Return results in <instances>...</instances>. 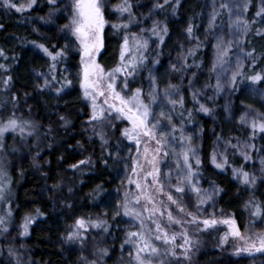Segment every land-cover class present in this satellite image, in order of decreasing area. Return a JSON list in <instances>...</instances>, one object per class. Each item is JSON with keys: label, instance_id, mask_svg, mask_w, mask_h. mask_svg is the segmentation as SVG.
Wrapping results in <instances>:
<instances>
[{"label": "trees", "instance_id": "obj_1", "mask_svg": "<svg viewBox=\"0 0 264 264\" xmlns=\"http://www.w3.org/2000/svg\"><path fill=\"white\" fill-rule=\"evenodd\" d=\"M69 1L57 0L59 9L50 17L49 23L40 19H49V11L53 6L48 5L47 0H37L34 8L24 13L0 7V52H3L0 55V65L4 66L0 68V126L10 117L16 118L18 122H31V128L25 130L23 138L17 133L7 134L0 140V167L6 171L8 185V194L3 201L9 202L8 212L4 213L5 224L2 226L7 231H0V264H85L82 256L87 261H97V264H134L129 255L133 251L131 246L124 245L122 249L121 245L126 232L137 230L139 225L123 215H120V219L109 221L101 212L110 193L122 192L123 185L118 183L117 178L122 167L111 154V148L119 141L117 133L106 140L107 143H103L101 136L90 127L88 120L91 115L81 100L54 102L44 88L24 84L20 76L21 55L30 47L43 44L52 52L63 48L66 38L59 29L67 21L65 6ZM145 1L129 0L135 21L129 24L128 33L138 34L141 28L150 29L154 21L160 22V28L169 29L175 14L182 6L190 12L191 25L197 27L206 0H195V3L179 0L178 4L176 0H169L168 3L165 0H155L149 5L146 14L142 15L140 10ZM261 1L249 0L248 9L244 13L249 30L243 38L242 48L244 53L252 54L248 56L254 65L252 69L242 70L243 75L237 80V93L250 80L248 77L258 73L264 62V29L258 28L251 21ZM14 2L21 3L26 0ZM119 3L121 0H104L108 23L104 31V50L99 63L105 68H114L118 64L125 35V30L114 29L112 25L129 22L127 13L121 16L113 11L114 6ZM157 4L162 7L155 8ZM149 35L156 39L150 33ZM205 47L206 44H200L195 49V55H189L183 63V67L185 64L190 67L182 68L185 76L176 85L179 94L184 96V108L176 107L174 116L182 121L180 114L183 112L185 119L182 122L200 126L197 155L202 163L197 169L195 160L190 159V162L197 172L202 189L216 188L220 191L216 194L213 216L209 215L208 206L200 204L197 207L199 201L194 193L193 196L186 195L187 205L180 204L184 208L180 216L181 224L169 226L160 218L159 222L168 235H177V245L184 243L181 233H186L189 240L194 242L186 245L192 249L188 253L190 260L181 257L177 262L172 257H167L166 264H249L248 258L225 254V249L219 245L221 232L217 225L204 229V225L200 223L203 219H219L231 214L240 230H244L252 222L258 226L264 224V181H257L255 186L248 188L232 178V168L243 167L246 170L250 164L239 154L234 155L236 150L230 146L226 153L229 165L223 171L216 169L211 163L210 157L220 131L217 118L219 109L213 103L212 97L208 104L212 110L210 114L196 111L198 108L188 88L190 70L200 60ZM38 50L40 51L39 48ZM45 60L46 63L58 64L59 69H56L55 76L61 79L63 77L59 73L60 67L74 64L77 55L62 57L55 62L45 56ZM146 62L149 63L147 55ZM141 66L137 65V71L132 76V86H141L142 70L145 68L142 66L140 69ZM5 80H8L7 85ZM212 91L211 88L210 93ZM186 109L192 110L191 121L186 119ZM61 117L64 119L61 120ZM28 131L32 135H26ZM230 144L236 145V140ZM252 153L253 158L254 151ZM81 160L88 163L80 164ZM73 165L78 167L73 168ZM250 200L260 205L258 216L251 215L254 209H246L245 205ZM2 209L4 212L3 207ZM37 209L41 215L29 225L28 235L21 237L20 232L14 230L15 226L22 223L26 215H35ZM9 211L11 215H8ZM187 213L195 216L196 222H191L192 217ZM77 218L104 219L108 223L109 233H103L102 229H89L85 234L87 238L83 247L79 243H64L60 247L55 240V232L58 230L54 226L59 225L60 219L62 230L67 235ZM133 221L136 228H128L127 225ZM159 247L162 249L161 244ZM100 248H107L109 255L101 257L98 252ZM10 250L13 255H9ZM175 251L180 255L182 249L177 247Z\"/></svg>", "mask_w": 264, "mask_h": 264}, {"label": "rangeland", "instance_id": "obj_2", "mask_svg": "<svg viewBox=\"0 0 264 264\" xmlns=\"http://www.w3.org/2000/svg\"><path fill=\"white\" fill-rule=\"evenodd\" d=\"M153 1L155 0L145 1L144 7L140 10L142 15L146 14L149 5H151ZM190 1L195 3V0H188V2ZM245 3L248 4L249 0H206L197 27L193 26V33L191 38H189V35L186 31L189 24H191V15L190 12L188 10H185L183 6L179 9L178 13L175 14L173 22L168 29V33L164 37L163 44H160L157 38H151L149 32L147 31H145L144 33H138V35H143L146 39H148L149 42L147 51L143 53L145 56L144 63L140 64L138 62V65L140 64L143 67L145 66L144 70H142L141 86H132V83L134 82L132 74L127 76L129 87L125 90V75L117 73L114 87L116 91L120 92L121 95L125 98L131 95L132 92H134L137 88H140L142 89V99L147 102V93L150 91L149 77L153 76L157 80L158 90L160 93L157 104L162 105L164 107V110L168 111L171 106L167 105V102L163 99V90L168 86L169 83L176 85V83H179L185 76V71L183 72L182 68L184 69L183 63L189 56V49H196L198 42L199 44H206L205 50L202 56H200V60L196 64H194L193 68L190 70V79L194 80L195 89L202 90L203 94L197 97L200 103H204L208 107L210 101L208 97H213L212 101L213 103L217 104V107L219 109L217 118L220 124V131L218 136L220 137V139L217 140L214 150L224 152L226 155L229 146L225 142L231 143V141L233 140H236V145H253L254 147H249L246 149L250 156L253 154V151L255 155L253 158L251 157V159L247 161L250 165L248 166L246 171H248L251 175L256 176L257 181H264V172L261 171L260 164L261 159H264V133H261L258 130L254 132L249 124H241L238 122L240 116L244 113H249V119L252 116H255L257 113H260L261 116L258 118L264 119V62L259 68L258 73H256V75L259 74L262 77L260 81L253 83L251 80H249L239 93H237L236 89L237 80L240 76L243 75L242 70L252 69V66L254 65L249 56L244 53L242 48L243 38L247 35L249 30V25L247 30H245L244 27V24L246 22L244 20L245 11L243 6ZM222 4L227 5L228 7L222 8ZM237 6H239V8H237ZM262 7H264V0L259 3L257 12ZM68 12H70V8L68 9ZM214 13L215 18L213 19ZM238 19L239 21H241V23H237ZM251 21L258 28L264 29V15L257 16L255 14L251 18ZM229 25H232V27L230 28ZM220 37H223V44L221 45V48L225 46L229 48L227 56L223 58V63L218 62V53L216 48L214 47ZM229 41L232 42L231 45L228 44ZM103 50L104 48L102 49L101 54ZM101 54L97 57L98 63ZM76 55L77 61L74 64L63 68L60 67L59 73L61 72L60 74H62L63 78L57 79L55 73L57 72L56 69L58 68V64L55 63L56 68L55 70H53L51 68L52 63H46L45 55L42 54L37 47H30L23 55H21L20 59L22 66H20V76L22 77L21 79L23 80L24 84L44 88L48 96L54 102L61 103L72 99L81 100L88 107L91 115V101L86 100L83 97V91L80 88L81 68L79 54L72 49L71 45H69L68 49L65 50V56L63 58ZM146 55L149 58L148 64L146 62ZM120 63L121 61L119 53V61L114 68H116ZM214 63H216L217 66L214 71H210ZM197 65H199V67H197ZM142 66L140 69L143 68ZM173 66H175L176 69L180 70L174 71ZM101 67L105 70L106 73L114 69L105 68L102 65ZM193 73L196 74L195 77H193ZM234 73H238L235 77V81L232 80ZM217 77H219L220 84L222 86V91L219 95L216 94L215 88L217 84ZM45 80H48L49 82L47 87H45ZM68 81H71V84H68ZM206 84L211 85V88L213 90L212 93H210V87H204ZM104 87L106 88L107 85L105 84ZM56 89L62 90L59 92V94H57ZM175 98L179 99V94ZM103 101L104 97L97 98V108L99 110L101 107H103L107 111V106L104 105ZM226 105L229 108L228 112L225 111ZM196 106L197 108L199 107L198 104H196ZM176 107H179V105H177ZM153 108L157 113L160 110L157 105H153ZM174 112H172V115L174 117L173 123L175 124L177 129H180L182 127L186 135H193L194 139L192 147L195 148L197 153L199 145L200 126L197 124H192L191 122H182L180 119L174 116ZM116 115L117 113L113 111L112 116L108 117L106 120L91 121L90 118L88 120L90 127H93L95 133L102 134L104 140L110 139L115 133H117V137L119 139L115 146L111 148V154L121 164L122 168L117 178L118 183L123 186L121 188V194H119L117 191L110 193V195L102 205V215L105 216L109 221L120 219V216H117L115 219H113V216L117 210V204L123 203V201L125 200L126 192L129 193L130 196L141 194V191L136 188V182H139L142 186H149L151 185L152 181L151 176H148L147 180L145 179L147 173L152 170V166L146 161L143 155V141H145L147 138H141L142 142L138 148L137 144L134 141H129L127 138L123 137L121 135L123 129L125 127H131V125L128 124L126 120L114 119L113 117H115ZM163 125L165 128H168L166 120L163 121ZM168 130L170 131V128H168ZM17 133H19L18 129L16 133L6 132L4 136L7 134L9 135ZM174 135L179 138L180 131H177ZM155 147V141H151L150 148L154 149ZM174 147L177 151L180 150L179 140L175 142ZM239 156L243 159L241 155ZM150 158L151 156H149V159ZM157 159L159 160L158 167L160 169V173L158 175L160 182L163 184V189L162 191L157 192L156 188L158 186L151 185L150 187H147V192L153 197L154 203L157 208V211L154 214L155 219L159 221L161 218L163 219V222L169 224L167 219L168 212H171L175 219L180 220L181 211L179 210L178 205L180 207L181 205H187L188 200L186 198V195L193 196L194 193H192L191 189L186 185L185 193L175 191V187L177 186V170L175 164L176 158L174 156L170 155L169 157L164 158L161 154ZM180 163L182 164L183 161L181 160ZM134 166L135 172L133 171ZM0 172L5 174L6 171L0 167ZM169 173L171 174L170 178L168 175ZM129 179H131L133 183L130 184L128 182ZM195 180H199L198 186L200 187V179L196 176L194 178V182ZM0 186H3L4 188L3 198L0 199V217H3L5 219L4 213L6 212L7 214L9 206L8 201H3L4 196L8 194V185L5 175L0 178ZM200 189L202 188L200 187ZM202 190H208V192L213 191V189L211 188ZM168 195H171L173 199L177 201V203L172 204L168 200ZM215 199L216 195H213L212 200L204 204L208 206V213L211 216H213V212L215 211ZM2 202H6V204L1 205ZM145 206L151 210L153 205L147 204L144 200L141 201L140 205H134V207H136L140 211H143V207ZM2 207L4 208V212ZM165 208L167 209V211H164ZM143 214L145 216L148 215V213ZM121 215H123L122 210ZM226 218H232L235 221L241 235L250 239L249 243L245 244L244 240H240L231 234L227 225L218 223L217 226L221 232L219 245L220 247L225 249V254L234 257L248 258L249 264H264V251H255L254 248L250 249L249 251H237V248H246L249 246V244L252 243V241H256L257 235L264 233V224L258 226L252 222L244 230H240L236 220L231 214L221 216V218L217 220ZM58 222L59 225L54 226L58 230L55 232V240L56 243L60 247H62L65 243L64 237H66V235L62 230L60 219L58 220ZM22 223L17 224L14 230L17 232H21L22 229L20 228V225ZM134 224L136 223L133 221V223L127 225V227L132 229L136 228L132 227V225ZM2 226L4 225H0V231H2ZM153 243L161 244L162 249L166 247L160 242L153 241ZM1 251L2 249L0 244V252Z\"/></svg>", "mask_w": 264, "mask_h": 264}, {"label": "snow or ice", "instance_id": "obj_3", "mask_svg": "<svg viewBox=\"0 0 264 264\" xmlns=\"http://www.w3.org/2000/svg\"><path fill=\"white\" fill-rule=\"evenodd\" d=\"M169 0H165V3H168ZM48 5L53 6L49 11V19H45L41 17L45 23L50 22V17L59 9V4L57 0H47ZM176 3H179V0H176ZM37 4V0H26V2L16 3L14 0H0V7H3L6 10H14L17 13H24L34 8ZM155 8H160L162 5H155ZM221 7H228L227 5H221ZM244 11H247L248 4H244ZM70 8V12L67 9ZM239 8V6H237ZM65 11L67 12V23L63 24L59 31L64 34L66 38V43L64 48L52 52L48 48H46L43 44H36L35 46L40 49L41 52L44 53L45 56L49 57L53 62L58 61L60 58L65 56V50L68 49L69 45H71L72 49L79 54L80 60V68H81V79H80V88L83 91V97L86 100L91 101L92 105V113L90 120L91 121H102L106 120L108 117L112 116V112L117 113L114 119H123L131 125V127H125L121 133V135L127 138L129 141H134L138 148L141 144V138L146 137L147 139L143 141L144 143V152L143 155L146 161L152 166V170L147 173L145 179L147 180L148 176L152 177L151 185H157V192L162 191L163 184L159 180L160 169L158 167L159 160L157 159L161 154L164 158L174 156L176 158V170H177V186L175 187L176 192L185 193L186 188L189 187L192 193H195L199 204L197 207L199 208L200 204H205L208 201L212 200L213 195L219 193L220 189L214 188L212 192H208V190L200 189L199 180H195L194 178L197 175V172L194 171L193 164L190 162V159L195 160V166L198 169L201 165V159L197 155L195 148L192 147L193 143V135H186L183 131V128L177 129L175 124L173 123V115L172 112L176 110V106L179 105L181 108H184V96L179 94V89L177 85L169 83L168 86L163 90V99L167 102V105H170L171 108L168 111L164 110L162 105H158L157 101L159 99L160 93L158 90L157 80L155 77L150 76V91L147 93L148 101L145 102L142 99V89L137 88L131 95L125 98L121 95L120 92L116 91L114 85L116 80V74L119 73L121 75H125L124 81V89H128L129 85L127 82V76L132 75L137 71L138 62L140 64L144 63L145 56L144 52L147 51L149 42L143 35H138L136 33H128L129 24L135 21V17L132 14V4L129 0H121V3L115 5L113 11L119 13L123 16L125 13L128 14V23L122 24H113L112 27L114 29H123L125 30V35L123 37V44L120 49V61L121 63L110 72H105V70L101 67V65L97 62V57L101 54L102 49L104 48V31L105 26L108 23L105 14V4L104 0H70V3L65 6ZM173 12H175V8H173ZM257 16L264 15V7H262L257 13ZM215 18V13L213 14V19ZM237 23H241L239 19ZM160 22L154 21L153 25L150 29L141 28V33L145 31L149 32L152 37H155L159 40L160 44L164 43V36L167 35L168 29L167 27L160 28ZM211 26V25H210ZM231 28L232 25H229ZM245 30H247L248 25L244 24ZM189 38L192 37L193 26L189 24L186 29ZM259 34V33H258ZM231 41L228 42L231 45ZM223 44V37L218 39V42L214 47L217 50V60L219 63H223V58L227 56L229 48L227 46L221 48ZM199 42L197 43V47H199ZM127 54V59H126ZM0 55H3V52H0ZM188 55H195V49H189ZM247 55L251 56V53H247ZM216 63L213 64L212 69L210 71H214L216 68ZM4 67L0 65V68ZM184 67H190L185 64ZM199 67V65H197ZM51 68L55 70L56 64L53 63ZM174 71H179L180 69H176L173 66ZM238 73H234L232 80L235 81V77ZM195 73H193V77H195ZM253 83H256L262 79V77L257 74L255 76L248 77ZM4 83L7 85L8 80H5ZM71 84V81L67 82ZM49 84L48 80H45V87ZM107 85L105 88L104 85ZM63 87V85H62ZM205 88L211 87V85L206 84ZM188 88L191 93L192 99L195 104H198V109L196 111L202 112L205 115L210 114L212 111L209 107H207L204 103H200L197 99L202 93V90L194 88V80L189 79ZM216 94L219 95L222 91V86L220 84L219 77H217V84L215 86ZM62 89H56L57 94ZM179 94V99L175 98ZM104 97V105L107 106V111L101 107L99 110L97 108V98ZM208 99H212V97H208ZM153 105H157L160 108L157 113ZM188 112L187 120L191 121L192 119V110L186 109ZM225 111L228 112L229 108L226 105ZM182 121L185 119L183 112L180 114ZM261 114L257 113L255 116H252L249 119V113H244L239 118V123L241 124H249V126L255 132L258 130L261 133H264V119H259ZM64 118L61 117V120ZM166 120L168 124V128H165L163 125V121ZM67 123V121H65ZM31 128V122L29 121H21L18 122L16 118L10 117L5 124L0 126V139L4 137L6 132L16 133L17 129L21 134V138L25 134V130ZM180 131V137L177 138L174 134ZM26 135H32L31 131H28ZM101 140L103 143H107L104 140L102 134ZM220 137H217L219 140ZM179 140L180 150L177 151L174 147L175 142ZM155 141L156 147L154 149L150 148V142ZM228 146L234 148L236 151L235 154H239L243 157L244 161L247 162L251 159L248 151L246 150L249 147H254L253 145L244 144V145H231L230 142H225ZM149 156L151 158L149 159ZM183 161L181 164L180 161ZM212 165L223 171L225 166L229 165V161L224 152H219L217 150H213L210 157ZM80 164H86L88 161L81 160ZM261 171L264 172V159H261ZM73 168L78 167V165H73ZM133 171L135 172V166L133 167ZM5 174L0 172V178H2ZM169 178L171 174L169 173ZM232 178L238 180L240 184L247 186L248 188H252L256 185L257 177L251 175L248 171L244 170L243 167L240 168H232ZM130 184L133 183L131 179L128 181ZM142 186L139 182H136V188L141 191L140 195L130 196L129 193H125V200L123 203L117 204V210L114 213L113 219L122 214L124 217H130L132 220H135L139 225V228L135 231H127L125 234V238L121 245L122 249L124 245H130L133 251L129 252L130 258L134 261V264H166V258L172 257L177 262L181 259L190 260L191 257L188 255L191 252L190 247H186V245L192 244L194 242L190 241L186 233H181L183 236L184 243L177 245L176 239L177 235L173 234L171 236L168 235L167 231L162 227L161 223L155 219L154 214L157 211L156 205L154 203L153 197L148 194L147 187ZM4 188L0 186V199L3 198ZM146 201L147 204L153 205L151 210L146 206L143 207V211L138 210L134 205H140L141 201ZM168 200L172 204H176L177 201L173 199L171 195H168ZM179 207L181 212H184L183 207ZM247 208L254 209L251 212L252 216H258L260 214V205L256 204L254 201H249L245 205ZM164 211H167L165 208ZM143 213H148L145 216ZM8 215H11L9 211ZM41 215L39 209L36 210L35 215H26L23 218V223L20 225L22 229L19 235L21 237L28 235V228L37 217ZM106 215V213H105ZM187 215L191 216V222H196V217L192 216L191 213H187ZM167 219L169 222V226L172 224H181L180 220L175 219L171 212H168ZM5 223V219L0 217V225ZM204 225V229L209 227H213L215 225L224 224L227 225L231 234L240 239L244 240L245 244L249 243L250 238H246L241 235L239 229L236 226L235 221L232 218H226L217 220L215 218L212 219H203L200 221ZM154 225V228L152 227ZM132 227H136V225H132ZM89 229H102L103 233H109V226L106 220L97 219V220H85L82 218H77L75 220L74 226H72L71 230L67 233L66 237H64L65 243H79L81 247L84 246V241L86 240V233L89 232ZM3 231H7L6 228L2 229ZM226 239V237H225ZM153 241L160 242L165 246L163 249L159 247L158 243H153ZM179 247L182 249L180 255H178L175 249ZM255 249V251H264V233L257 235V240L252 241L248 247L240 249L237 248V251H249L250 249ZM101 257L108 256L107 248L98 249ZM9 255H13L12 251H9ZM164 257V258H161ZM82 260L85 261V264H97V261H87L86 257H81Z\"/></svg>", "mask_w": 264, "mask_h": 264}]
</instances>
